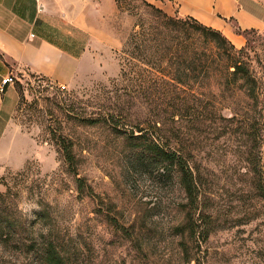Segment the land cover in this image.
<instances>
[{
	"label": "rangeland",
	"instance_id": "374dc122",
	"mask_svg": "<svg viewBox=\"0 0 264 264\" xmlns=\"http://www.w3.org/2000/svg\"><path fill=\"white\" fill-rule=\"evenodd\" d=\"M244 2L264 16V0L261 8ZM151 21L142 0H119L107 28L122 46L106 50L100 67L86 57L80 79L64 89L45 76L13 73L0 191L13 187L15 200L3 206L17 225L0 239V264H40L46 240L66 264H264V110L251 121L259 114L242 94L218 89L216 97H202L209 103L182 111L152 109L146 97L131 95L121 51L135 24ZM238 26L229 19L223 33L239 34ZM254 29L240 35L264 76V27ZM110 114L130 123L97 121ZM145 119L164 122L168 143L189 156L196 194L177 172L132 165L124 130ZM64 140L73 143L75 167Z\"/></svg>",
	"mask_w": 264,
	"mask_h": 264
},
{
	"label": "trees",
	"instance_id": "16d2710c",
	"mask_svg": "<svg viewBox=\"0 0 264 264\" xmlns=\"http://www.w3.org/2000/svg\"><path fill=\"white\" fill-rule=\"evenodd\" d=\"M142 1L152 8V21L147 27L143 22L135 24L120 56L122 79L134 83L131 95H143L146 105L152 109L166 105L182 111L209 103L210 99L204 101L202 97L207 94L216 97L218 89L222 93L229 92L232 98L242 94L259 114V117L252 116L251 121L263 117L264 76L255 68L247 46L238 48L223 31L192 16L170 15L158 6ZM256 31L237 27V32L246 36ZM56 35L69 43L76 55L84 50L86 39L59 31ZM260 65L264 67L263 63ZM100 120L110 121L116 128L120 123H130L127 117L117 118L114 114L97 121ZM143 123H149V126L145 127ZM143 123L135 124L132 130L127 127L124 130L126 141L132 146V165L163 173L177 172L188 194L193 195L197 180L189 156L185 157L182 150L168 143L164 122L145 119ZM66 141L63 142L66 161L75 167L73 143ZM78 182L83 189L84 181L78 178ZM11 190L13 187L8 186L6 192L0 191V239H5L17 225L9 219L7 208L3 206L15 200ZM36 260L40 264H66L54 240H46L45 247L37 252Z\"/></svg>",
	"mask_w": 264,
	"mask_h": 264
},
{
	"label": "crops",
	"instance_id": "0c3cea01",
	"mask_svg": "<svg viewBox=\"0 0 264 264\" xmlns=\"http://www.w3.org/2000/svg\"><path fill=\"white\" fill-rule=\"evenodd\" d=\"M146 1L170 15L192 16L221 31L228 29L232 17L244 28L264 27V16L244 0ZM247 1L262 6L260 0ZM116 11L117 0H0V85L9 73H32L73 85L81 77L86 57L100 67L108 50L122 46V39L107 28ZM56 31L86 39L81 54L76 55ZM229 39L237 47L245 43L240 34L233 33ZM7 89L0 88V153L11 142L13 107L10 86Z\"/></svg>",
	"mask_w": 264,
	"mask_h": 264
},
{
	"label": "built area",
	"instance_id": "2783aa9c",
	"mask_svg": "<svg viewBox=\"0 0 264 264\" xmlns=\"http://www.w3.org/2000/svg\"><path fill=\"white\" fill-rule=\"evenodd\" d=\"M16 80V76H14L13 73H9L8 75L4 76L1 81L0 88L2 91H4L6 86L13 85ZM61 87L64 89L66 88V85L61 84Z\"/></svg>",
	"mask_w": 264,
	"mask_h": 264
},
{
	"label": "clouds",
	"instance_id": "9594fccd",
	"mask_svg": "<svg viewBox=\"0 0 264 264\" xmlns=\"http://www.w3.org/2000/svg\"><path fill=\"white\" fill-rule=\"evenodd\" d=\"M33 208H35V210H38L39 209V207L36 206V205H33Z\"/></svg>",
	"mask_w": 264,
	"mask_h": 264
}]
</instances>
